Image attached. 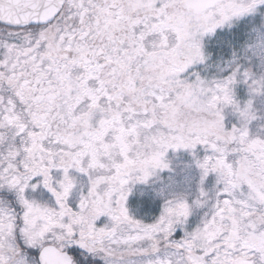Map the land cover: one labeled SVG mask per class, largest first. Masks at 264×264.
Listing matches in <instances>:
<instances>
[{
  "label": "snow or ice",
  "instance_id": "obj_1",
  "mask_svg": "<svg viewBox=\"0 0 264 264\" xmlns=\"http://www.w3.org/2000/svg\"><path fill=\"white\" fill-rule=\"evenodd\" d=\"M0 264H264V0H0Z\"/></svg>",
  "mask_w": 264,
  "mask_h": 264
}]
</instances>
